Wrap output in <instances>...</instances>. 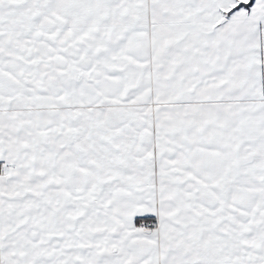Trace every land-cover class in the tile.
<instances>
[{"label": "snow or ice", "instance_id": "6c2138e0", "mask_svg": "<svg viewBox=\"0 0 264 264\" xmlns=\"http://www.w3.org/2000/svg\"><path fill=\"white\" fill-rule=\"evenodd\" d=\"M0 264H264V0H0Z\"/></svg>", "mask_w": 264, "mask_h": 264}]
</instances>
